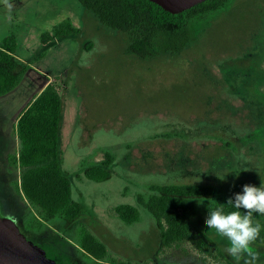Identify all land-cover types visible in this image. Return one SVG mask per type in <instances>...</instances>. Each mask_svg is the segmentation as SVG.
<instances>
[{"label":"rangeland","instance_id":"rangeland-1","mask_svg":"<svg viewBox=\"0 0 264 264\" xmlns=\"http://www.w3.org/2000/svg\"><path fill=\"white\" fill-rule=\"evenodd\" d=\"M207 17L180 53L141 59L124 54L123 35L76 0H0V41L13 32L15 56L27 64L19 85L0 97V216L56 264H264V244L251 242L239 256L225 251L227 241L206 225L210 198L193 199L190 220L214 242L210 253L191 241L164 247L136 202L151 184L198 183L227 194L238 180L264 182V0H228ZM65 21L79 33L41 43ZM48 81L58 84L63 103L62 169L83 205L69 230L60 221L38 223L12 160L16 118ZM106 151L114 158L111 177L87 179L83 168ZM122 203L137 207L136 222L117 217ZM82 227L105 245L106 258L96 261L80 248Z\"/></svg>","mask_w":264,"mask_h":264},{"label":"trees","instance_id":"trees-1","mask_svg":"<svg viewBox=\"0 0 264 264\" xmlns=\"http://www.w3.org/2000/svg\"><path fill=\"white\" fill-rule=\"evenodd\" d=\"M90 12L97 22L123 36V53L148 59L160 54H178L194 40V25L225 7L228 0H205L178 13H169L150 0H76ZM79 30L69 21L55 25L41 35V43H54L55 39L73 36ZM91 44L84 46L90 49ZM16 36L10 32L0 41V97L14 90L22 80L27 64L15 56ZM58 84L49 81L19 112L15 131L18 152L12 160L19 165V187L24 198L37 210L39 224L60 221L69 230L78 224L83 205L72 198V183L62 169L61 121L63 103ZM113 155L106 151L102 160L83 168V175L95 182L111 177ZM248 180L236 181L232 189L223 194L211 185L151 184L148 196L137 195L136 202L144 207L154 220L164 247L191 241L200 252L210 253L214 242L204 233L195 231L190 220L196 215L193 199L210 198L213 206L231 210L225 202L233 193L241 191ZM253 185V184H252ZM243 211V210H242ZM117 217L126 224L138 220L136 206L122 203L114 207ZM260 224L259 234L253 242L264 244V215L254 217ZM78 244L88 256L101 261L108 256L105 245L83 227ZM115 262L110 259L111 264Z\"/></svg>","mask_w":264,"mask_h":264},{"label":"clouds","instance_id":"clouds-1","mask_svg":"<svg viewBox=\"0 0 264 264\" xmlns=\"http://www.w3.org/2000/svg\"><path fill=\"white\" fill-rule=\"evenodd\" d=\"M239 172H233L234 178ZM226 174L219 179H225ZM197 203L203 206L205 201ZM225 203L231 210L222 206L208 208L206 225L227 241L225 251L229 255L239 256L259 234L260 224L253 222V213H256V216L264 215V182L260 180L258 186L250 183L242 185L241 191L233 193ZM252 258L255 259L254 256Z\"/></svg>","mask_w":264,"mask_h":264},{"label":"water","instance_id":"water-1","mask_svg":"<svg viewBox=\"0 0 264 264\" xmlns=\"http://www.w3.org/2000/svg\"><path fill=\"white\" fill-rule=\"evenodd\" d=\"M169 13H178L205 0H150ZM0 264H56L29 241L15 222L0 216Z\"/></svg>","mask_w":264,"mask_h":264},{"label":"crops","instance_id":"crops-1","mask_svg":"<svg viewBox=\"0 0 264 264\" xmlns=\"http://www.w3.org/2000/svg\"><path fill=\"white\" fill-rule=\"evenodd\" d=\"M48 82H49V81H48ZM48 82H47V83H48ZM47 83H46V84H47ZM46 84H45V85H46ZM45 85H44V86H45ZM42 88H43V87H42Z\"/></svg>","mask_w":264,"mask_h":264}]
</instances>
